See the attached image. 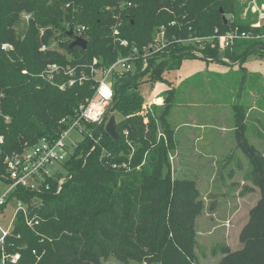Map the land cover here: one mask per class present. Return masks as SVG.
<instances>
[{"label": "trees", "instance_id": "trees-1", "mask_svg": "<svg viewBox=\"0 0 264 264\" xmlns=\"http://www.w3.org/2000/svg\"><path fill=\"white\" fill-rule=\"evenodd\" d=\"M221 10L238 18L243 7L239 0H0L3 156L43 138L57 139L66 129L60 121L94 94L91 83L61 90L45 81L40 75L48 64L82 68L98 59L110 66L133 46L151 43L161 26L167 28V38L188 39L210 37L216 30L225 33L240 25L225 24ZM23 15L32 18L19 35L16 26ZM119 22V37L128 43L127 48L114 43L113 31ZM82 27L85 30L78 35ZM76 37L88 42L86 50L70 49ZM53 43L54 49L40 51ZM3 44L12 49L3 50ZM193 50L203 53L205 60L227 64L215 45L204 42L172 45L153 56L146 69L138 62L133 73L115 82L104 123L95 129L100 143L84 138L64 165L67 179L61 192L36 198L21 189L15 191L10 200L27 203L38 216L31 228L20 214L6 239L7 253L21 255L19 264H102L111 258L123 263L197 264L196 225L204 205L195 182L175 178L170 162L178 147V129L171 123L176 89L165 90L159 95L164 104L149 109L140 92L145 83L167 82L165 73L180 69L185 59L200 58ZM262 50L264 39L239 40L227 55L242 64ZM258 102L264 107V97ZM250 112L247 106L234 107L233 131L238 149L250 163L259 200L239 234L240 246L224 247L218 264H264V143L249 140L258 135L255 127L251 129ZM116 115L120 116L118 141L105 131L110 117ZM86 128L94 129L91 124ZM115 164L120 168H113Z\"/></svg>", "mask_w": 264, "mask_h": 264}, {"label": "rangeland", "instance_id": "rangeland-1", "mask_svg": "<svg viewBox=\"0 0 264 264\" xmlns=\"http://www.w3.org/2000/svg\"><path fill=\"white\" fill-rule=\"evenodd\" d=\"M239 1L243 7L240 15L248 10L251 16V0ZM257 2L264 4V0ZM27 26L21 20L17 33L22 35ZM164 76L167 82L142 85V100L145 104L157 101L163 105L164 98L157 96L167 89H176L171 123L178 129V147L170 155L172 172L175 178L195 182L204 205L196 225V263L218 264L224 247L240 246L239 234L248 221L249 211L259 200L258 188L251 180L250 163L238 149L233 130L234 107L247 106L251 110V129L255 127L258 134L249 140L264 143V107L258 102L264 97V51L234 65L188 58L180 69L170 70ZM196 83L201 86L196 88ZM259 87L263 89L259 91ZM115 117L118 122L120 116ZM71 138L80 139L75 132ZM59 170H63L61 165ZM5 187L0 185V195ZM15 207L10 204L0 213L1 228H8ZM102 264L144 263H123L111 258Z\"/></svg>", "mask_w": 264, "mask_h": 264}, {"label": "built area", "instance_id": "built-area-1", "mask_svg": "<svg viewBox=\"0 0 264 264\" xmlns=\"http://www.w3.org/2000/svg\"><path fill=\"white\" fill-rule=\"evenodd\" d=\"M249 3L252 5V15L250 16L247 10L241 13L238 18L233 15L226 16L228 25L238 22L240 25H235L225 33L216 30L212 36L204 38L193 37L192 35L188 39L175 36L167 38V28L161 26L151 43L143 47L133 46L128 55H119L110 66H103L100 60L94 59L91 64L82 68L55 63L48 64L44 68L40 75L41 78L58 86L61 90L91 83L94 94L73 115L66 116L60 121V124L64 125L66 129L60 133L57 139L43 138L33 146H26L23 150L13 151L5 156H3V150L0 147V185H6L5 191L0 195V213H3L10 204L16 206L13 219L8 228L3 229L0 226L2 234L0 237V264H19L21 260L19 253L9 254L5 246L6 239L12 234L18 216L22 214L26 224L31 228L38 220V216L30 210L27 203L15 198L10 200L11 196L19 189L34 194L36 198L53 191L57 194L61 192L67 179V175H63L66 170L64 165L72 157L73 151L79 143L86 137L91 139L95 145L100 143L101 137H96L95 129H98L104 123L107 110L115 96V82L120 81L129 73H133L138 62L142 63L144 69H146L149 60L153 56L166 52L170 46L175 44L210 43L213 47L215 45L218 48L223 62L233 65L234 63L239 64V61L233 62L227 55L228 52H233L236 42L239 40L264 39V4H258L257 0H251ZM128 6H131V3ZM124 7L125 4L120 6L121 9ZM108 10L113 11L111 8H108ZM249 17L251 18L248 19ZM22 18L25 22H29L32 15H23ZM116 18L118 19V16ZM171 25L175 27L176 22ZM241 25H246L247 28H243ZM120 26L121 23L119 22L114 28V43L127 48L128 43L119 37L120 31L118 29ZM84 30V27L79 28L77 34L80 35ZM56 46L55 43L50 46L44 45L40 51L47 52ZM2 49L7 51L12 49V46L3 44ZM193 53L197 57L205 58V55L198 50H193ZM209 61H212V59H209ZM23 74H28V72L24 71ZM153 104L162 105V102L160 104L157 102L145 104L144 107L149 109ZM5 121L10 123V118L5 117ZM86 124H91L94 129H87ZM74 132L79 135L80 139L73 140L71 138V134ZM125 134L128 136V132H125ZM3 144L4 137L0 136V146ZM95 149L96 146L91 151ZM60 165L63 170H59ZM113 168H120V166L115 164ZM34 204H37V201ZM33 253L37 254L36 251H33ZM38 259L40 260L41 257Z\"/></svg>", "mask_w": 264, "mask_h": 264}, {"label": "water", "instance_id": "water-1", "mask_svg": "<svg viewBox=\"0 0 264 264\" xmlns=\"http://www.w3.org/2000/svg\"><path fill=\"white\" fill-rule=\"evenodd\" d=\"M221 14L223 16V22L225 24H228L227 18L222 10H221ZM73 35L74 32L70 31L69 36H73ZM75 47H81L82 49L86 50L88 47V42L82 37H76L74 41L71 43L70 49H73ZM105 131L114 141H118L120 139V136L117 132V121L115 116L110 117L109 121L106 124Z\"/></svg>", "mask_w": 264, "mask_h": 264}, {"label": "crops", "instance_id": "crops-1", "mask_svg": "<svg viewBox=\"0 0 264 264\" xmlns=\"http://www.w3.org/2000/svg\"><path fill=\"white\" fill-rule=\"evenodd\" d=\"M158 98H159V96H157ZM160 99H162V98H160Z\"/></svg>", "mask_w": 264, "mask_h": 264}, {"label": "bare ground", "instance_id": "bare-ground-1", "mask_svg": "<svg viewBox=\"0 0 264 264\" xmlns=\"http://www.w3.org/2000/svg\"><path fill=\"white\" fill-rule=\"evenodd\" d=\"M157 100V99H156ZM157 102V101H156ZM160 104V103H159Z\"/></svg>", "mask_w": 264, "mask_h": 264}]
</instances>
